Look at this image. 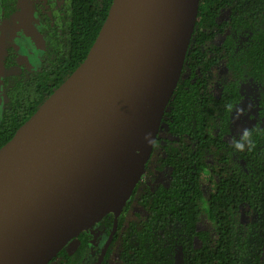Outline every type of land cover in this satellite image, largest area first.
I'll list each match as a JSON object with an SVG mask.
<instances>
[{"label":"trees","instance_id":"16d2710c","mask_svg":"<svg viewBox=\"0 0 264 264\" xmlns=\"http://www.w3.org/2000/svg\"><path fill=\"white\" fill-rule=\"evenodd\" d=\"M44 1L34 9L39 64L19 66L7 50L4 67L19 72L3 79L0 149L85 61L113 2ZM18 2L0 0L4 21ZM248 83L259 90L264 121V0H201L146 180L117 217H102L50 264H264V124L231 138Z\"/></svg>","mask_w":264,"mask_h":264},{"label":"water","instance_id":"95a60500","mask_svg":"<svg viewBox=\"0 0 264 264\" xmlns=\"http://www.w3.org/2000/svg\"><path fill=\"white\" fill-rule=\"evenodd\" d=\"M201 0H113L85 61L0 149V245L20 224L149 135L117 213L65 231L25 264H50L82 232L124 208L182 77Z\"/></svg>","mask_w":264,"mask_h":264},{"label":"bare ground","instance_id":"6f19581e","mask_svg":"<svg viewBox=\"0 0 264 264\" xmlns=\"http://www.w3.org/2000/svg\"><path fill=\"white\" fill-rule=\"evenodd\" d=\"M139 134L119 157L110 159L63 197L21 223L15 234L0 245V264H25L65 231L86 228L102 213H117L147 155L150 137Z\"/></svg>","mask_w":264,"mask_h":264},{"label":"rangeland","instance_id":"374dc122","mask_svg":"<svg viewBox=\"0 0 264 264\" xmlns=\"http://www.w3.org/2000/svg\"><path fill=\"white\" fill-rule=\"evenodd\" d=\"M19 6V12L13 21H4L0 13V121L2 119L5 101L1 91V82L5 75L11 73V71H5L3 65L8 48L10 46L15 48L18 53L20 66L35 67L39 64L41 57L40 47L42 46V40L37 33L38 20L34 9L35 6L40 9H45L46 1L19 0ZM258 98L259 90L257 86L251 83L246 84L244 87V101L234 114L231 133L232 139L240 137L250 127L257 124H264V121L258 117ZM154 177L158 183L163 180L159 174ZM142 179L146 180V175H143ZM209 225V222L206 220L201 228H208ZM75 246L76 243L71 242L67 248L71 251Z\"/></svg>","mask_w":264,"mask_h":264},{"label":"flooded vegetation","instance_id":"af4514ba","mask_svg":"<svg viewBox=\"0 0 264 264\" xmlns=\"http://www.w3.org/2000/svg\"><path fill=\"white\" fill-rule=\"evenodd\" d=\"M18 4H19V2H18ZM19 8H20V6H19ZM16 16V15H15ZM4 20V19H3ZM30 43L32 44V42L30 41ZM32 46H33V44H32ZM9 48H14L13 46H10ZM15 49V48H14ZM16 51V50H15ZM16 55H17V62H18V65L20 66V64H19V57H18V53L16 52ZM7 56V55H6ZM6 58V57H5ZM4 61H5V59H4ZM4 65V64H3ZM22 67H25V66H22ZM4 70L5 71H7V72H10L11 71V73L10 74H14V73H18L19 72V68H15V69H11V70H7L5 67H4ZM16 71V72H15ZM9 75V74H8ZM6 76V75H5ZM5 76H4V78H5ZM3 78V79H4ZM3 79H2V82H1V91H2V95H3Z\"/></svg>","mask_w":264,"mask_h":264},{"label":"clouds","instance_id":"9594fccd","mask_svg":"<svg viewBox=\"0 0 264 264\" xmlns=\"http://www.w3.org/2000/svg\"><path fill=\"white\" fill-rule=\"evenodd\" d=\"M236 147H237V148H241L242 146H241L240 144H237Z\"/></svg>","mask_w":264,"mask_h":264}]
</instances>
